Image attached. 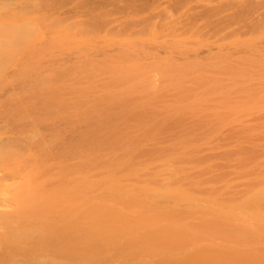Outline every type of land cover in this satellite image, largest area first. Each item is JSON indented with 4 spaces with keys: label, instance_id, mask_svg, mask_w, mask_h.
<instances>
[{
    "label": "rangeland",
    "instance_id": "1",
    "mask_svg": "<svg viewBox=\"0 0 264 264\" xmlns=\"http://www.w3.org/2000/svg\"><path fill=\"white\" fill-rule=\"evenodd\" d=\"M48 1V9H45L41 15L38 14L32 36L21 39L16 52L3 56L0 64V137H4V140L6 136V140L13 139L12 143L10 142V147L13 146L12 149L16 150V154L20 153V158H28L25 156L32 153L34 156V158H32V155L29 156L32 158V164L29 163L30 159H25V161L28 160L26 163L19 162L16 159L19 165H23H21L22 168L19 170H22V173H25L24 171L26 170V174L23 176H27V178L18 176V178L16 177L17 179H22V181L19 180L21 183L17 182L18 187L17 184L13 186L6 185L5 187L7 188L6 195L9 200L6 197L4 202L7 200V203H9L8 205L5 203L4 206H7L6 208L11 211H14L15 208L16 211L12 212L13 215L22 216V213L27 210V213H24L22 218L24 219L26 216L27 219V215H30L28 218L30 219L34 215L32 212L35 211V209L32 210L34 205L36 209L43 207L40 198L38 199V193H34L38 190L40 183L37 182H40L42 177L35 176V178H38L37 180L33 177L34 174L41 173L42 169H49L47 165L50 167L55 159L54 163L57 164V161H62L64 164V171H66V173L64 172V181L67 182L68 189L72 185L83 184L84 180H88V182L90 181V186L100 185V188H98L99 192L103 196H107L108 191L106 190L111 188L113 182L110 177L113 180L116 179L123 188L132 189L146 186L149 187L148 189H156L160 187V182L163 183L165 177L168 176L169 171L167 169H176L172 166L174 163H172L171 157L180 153L174 158L176 159L175 162L178 161L176 163L179 167L178 171L176 169L175 173L172 170L170 172L173 175L179 174V178L182 179L187 174L188 176L185 179L188 178L183 182L181 181V185L179 183L177 185L182 189L184 188L186 193L189 191L190 195L191 193L197 195L195 196L196 199L198 201L201 200L199 201L200 203L202 202L199 208L197 203V209L193 213L191 211H193L194 205L192 208L189 206L190 210L185 211L184 206L188 207V202H186L188 199L179 200L180 209L185 204L182 212L187 213L184 215L186 220L201 218V214L204 211H200L205 210L208 206L204 209L201 207L209 201V207L215 203L217 205L218 202V206H224L229 196L234 195L233 190L236 193L238 187L239 189L241 187L247 188V186H240V183L242 182L244 185L245 180L251 175L253 178L257 175H259L258 177L262 175L261 178H264V173L261 174V172H264V151L260 152L257 150L259 148L256 147L257 141L260 142L262 139V144L264 140V0H136V3H133L135 0ZM39 2L34 6L37 12L42 11L41 3ZM78 17L79 19L76 20ZM79 39L81 42H79ZM88 39H91V42ZM94 41L96 42L94 43ZM83 60L85 61L83 62ZM81 62H83V65L86 63V66L80 65ZM252 134L257 136L252 137ZM143 136H145L144 139H142ZM2 137L1 139L3 140ZM256 137L260 138V140ZM140 138L141 141H139ZM162 139H169L171 142L164 141L163 143ZM172 139L174 141L176 139V145L171 146L173 143ZM243 139L245 140L244 143H242ZM4 140L2 144L4 143L3 146L5 145L8 148L9 145L7 146ZM119 140H121V145L118 143ZM160 140L162 144H159ZM20 141L21 144L19 145ZM183 141H185V145L183 144L181 150H179L180 148L177 149L181 145L177 143ZM132 142L134 144L135 142L139 143H137L138 145H133ZM238 142L243 144L240 145L242 149L238 148L240 150L237 149L239 146L235 145L236 148L234 147V144ZM131 143L133 146H140L141 144L147 147L139 158L135 154L137 152L141 154L139 152L143 151L142 146H140L142 149L137 148V150L140 149L141 151H134V154L133 150L135 149H132ZM72 144L74 145L73 150V147L71 148ZM168 144H170L169 151L168 148L163 149V145L166 147ZM101 145L105 147V150L102 149L101 151ZM118 145L122 147L128 146L129 150H125L126 147L124 149L120 148ZM254 145L257 148L255 151H253ZM68 146H70L71 150L67 149ZM85 146L94 148L95 151L91 149L93 153L88 154L91 151H84ZM130 146L132 150H130ZM185 146H187V149L184 148ZM63 147L64 157H58L57 154V156H53L55 158H47L46 151L49 150L48 155H50L51 152L56 153ZM97 147L100 148L97 149ZM151 147L153 155L147 154ZM190 148H193V151ZM21 149H24L26 153L29 151V153L24 154ZM79 149L81 150L79 151ZM110 149L113 151H110ZM158 149L159 151L161 150L160 153ZM182 149H184L185 153L186 150H189V153L183 154L184 151ZM6 150L7 153L4 152L6 156H8V153L10 154L8 160L12 157L9 162L15 163L12 161L15 150L9 151V148ZM164 150L167 151L165 152ZM174 151L178 153H171V155L170 152L175 153ZM30 152L32 153L30 154ZM80 152L82 157L83 153H85L87 158L92 155V158L96 159L97 156H100L103 160L100 161L101 158L99 157H97L98 160H92L90 156V159L85 157L86 160L81 163V159L84 160V158L76 154ZM95 152L97 154L103 152V154L97 155ZM110 152L113 155L115 154L113 158H117L119 161L115 159L113 161V155H110ZM228 152L232 153L231 158H229ZM41 153L43 154V159L41 158L42 155L40 156ZM45 153L46 155H44ZM217 153L220 156H217ZM22 154L24 155L23 157ZM203 155L208 156V158L210 155H214L213 160L214 157H217L214 161L219 160L220 162L216 165L211 157V160L210 158L206 160ZM56 157L60 159L57 160ZM190 157H192V161L197 159L198 168L201 169H198L199 172L201 171L200 173L198 172L200 175H196L198 174L196 171L197 163H195L196 161L190 162ZM44 158L45 161L46 159L49 161L52 158L54 160L52 159L53 161L51 160L49 163L47 161L46 163ZM163 160L164 162H162ZM112 161L117 162L113 163ZM259 161H261L262 166ZM110 162L113 164L111 165ZM26 164H30V171L34 170L33 167H38L36 172L35 170V173L33 171L30 172ZM19 165L17 164L15 167H19ZM177 165L175 166L177 167ZM27 171L31 174L29 175ZM239 171L241 175H238L240 174ZM253 171H256L255 176ZM258 171L261 172L258 174ZM161 172L165 174H161ZM68 173L69 176L66 175ZM191 175L192 179L196 177L193 181L189 180ZM213 175L217 180L215 178L214 182L210 181L212 184L209 186L210 188L213 187L215 195H217L215 189L221 193L220 195L218 192L219 196L217 195L216 197L207 185L210 176L213 177ZM28 176L30 177L28 178ZM212 177L211 180L214 178ZM252 177L248 179L250 180L248 186L250 187L251 185V189L253 186L254 190L259 189L257 188L259 186L260 189H264V182L260 183L259 186L257 184L256 189L255 183H253L255 178L252 180ZM67 178L68 180H66ZM203 178H207V180ZM200 179L204 180H202L203 185ZM9 181L12 180L10 179ZM9 181L7 180L6 182ZM194 181L201 183L204 186L203 189L200 190L199 185L196 184L198 182ZM205 181L208 182L205 183ZM260 181H263V179L257 180V183ZM231 182L233 187H224V185H231ZM250 182L254 185L250 184ZM254 182H256V179ZM34 183H37L35 187ZM205 186L209 188V191L211 190V194L205 190L204 195L207 196L204 197ZM26 187L27 189H25ZM30 187L31 190H29ZM243 188H241V191H248V188ZM11 189L12 192L9 191ZM227 189H230L231 195L228 194L229 191ZM251 189L249 188L248 192H253V190L250 191ZM22 190H24V193L28 191L24 195L21 194ZM221 191L226 194H222L224 192ZM246 192L244 193L245 195L242 194L244 197L240 196L243 198L242 200L248 195V193L246 195ZM33 193L35 197L32 195ZM227 194L229 195L227 196L228 199L226 198ZM142 195L143 197L141 198L143 200L140 198L141 200L138 203L137 200L132 203L125 200L127 202H125L126 206L134 202L144 205L143 203L140 204V202L143 201L146 204L147 199L149 203L150 199L147 198V195L144 196V193ZM209 195H212V197ZM208 196L211 199L213 197L218 198L215 199L217 202L208 200ZM220 196L223 199H220ZM144 197L146 198L145 201ZM18 198L20 199L19 201ZM154 198L153 200H155ZM224 198H226V201ZM10 199L12 203L17 201L15 202L16 205L13 204L14 206H12ZM125 199L131 201L129 198ZM166 199L163 201L158 199L154 203H159V206L163 203L164 205H162L167 208L174 203L172 200H178L170 198L171 203L169 198ZM219 200L222 202L224 200L223 205ZM239 200L240 198L237 201ZM203 201L205 202L204 204ZM237 201L234 199L233 203H237ZM229 202L230 200L227 203ZM227 203L224 206L225 208L230 204L227 205ZM150 204L153 209L158 208V205ZM27 205L28 207L29 205L33 206L32 208L29 207L32 210L30 213ZM16 206H19L18 209H16ZM130 206L133 207L134 204ZM224 207L222 208L223 210H225ZM160 208L162 207L160 206ZM238 211H240L239 208ZM17 212L22 213L19 214ZM38 212L36 211V213ZM260 212H262L261 214L264 217V210L262 209ZM40 213L41 211L37 214L38 218L34 215L37 222H35L34 218H31L34 226L35 223H41L42 221L41 218L39 219L42 216ZM207 214L210 215L208 212ZM207 214L204 213L205 218L203 215L201 220L205 219L207 221L211 219L212 221H207V223H212L215 219L217 222L214 223V220L212 227L209 223L208 225L206 224L209 232L214 227L216 230L217 227L221 229L224 226L226 228L232 226L230 228L231 231L233 230L232 233L238 230H235L237 221L233 212L229 215V220H231V217L233 220L229 222H232L231 225L229 223L225 225L228 220L226 222L217 220L218 217L214 218L212 213L210 216L213 219L211 217L206 219ZM236 215L241 214L238 212ZM229 216L227 214L228 218ZM23 219L22 222L20 221L21 219L17 221L24 222L26 225L27 223ZM224 219L227 218L224 217ZM246 220L248 222V219ZM17 221L8 225L14 224L15 227L13 228L15 229L18 224ZM261 221L264 222V219H261ZM218 222L220 224L223 222L224 225L222 223L223 226L221 227ZM246 222L243 223L247 225ZM252 222L255 223V221L250 222L249 220L250 226ZM31 223V226L28 223V236L33 234V225ZM8 225L5 226V230L9 227L11 229V226H13ZM253 225L256 229V224ZM40 226H38L39 230L42 229ZM233 226H236L235 229H233ZM24 227H27V225ZM253 227L251 229L247 227L246 229L248 230L245 231L251 233L244 235L241 232L242 235L240 234L241 236L237 239H234L231 235L226 236L230 233L229 228V230L227 229L229 233L225 231L226 235L223 237H220L218 233H208L209 241H207L208 238L203 233L199 235L200 237H196L195 242L189 244L190 246L184 248L178 246L177 250L175 246L171 247L170 244H168L169 248L164 246V249L163 246L160 248L161 245H152L150 248L146 242H144L148 245L146 248H144L143 243H140V246L136 244L135 246L138 247H132L136 250L134 254L137 251H141V246H143V252L148 251L146 253L152 254H142L141 251L139 253L142 255L139 257L140 254L137 253L139 255L135 257L136 259L139 258L138 260L134 258V262L131 259L129 261L131 263H127L264 264V227H259L262 229H257L256 232ZM238 228L241 229V227ZM243 229L240 231H244ZM9 232L11 233L12 229ZM27 234H23L22 239L25 236L24 239H26ZM16 235L18 239L14 238V240L22 243L23 241L21 242V236L19 237L18 232H16ZM148 238L150 239L151 237ZM149 241L151 243L153 240ZM210 242L214 244L208 245ZM12 243H14V246L16 242ZM12 243L8 242L7 244L12 245ZM196 244H202L201 248ZM17 245L20 246L21 244L17 243ZM173 247L175 250L171 249V253L168 255L167 251H170V248ZM138 248L140 249L137 250ZM157 248L161 249V251ZM129 249H131L130 246H128L127 250H124L128 253V257L131 254L130 252H132ZM120 251H118L119 254L124 252ZM97 252L99 253V251ZM203 252H205V255L202 254ZM125 253H123L124 256L117 253L120 258L121 256L123 257L124 263L127 261V254ZM249 253H252L250 257L253 258L250 259L248 257ZM220 254L222 257L218 256ZM101 255L98 254L95 257H98L99 260ZM104 256L103 253V260L106 257ZM113 256L116 257L115 255ZM95 257L94 260L92 258V261L96 263ZM107 258V260L110 259L109 257ZM117 259L113 260L114 262L112 259L109 262L107 260L104 261L107 264L116 262L119 264L122 262V260L117 261ZM100 260L102 259L100 258ZM100 260L98 263L101 262ZM92 261L90 260L89 264L90 262L93 263Z\"/></svg>",
    "mask_w": 264,
    "mask_h": 264
},
{
    "label": "bare ground",
    "instance_id": "2",
    "mask_svg": "<svg viewBox=\"0 0 264 264\" xmlns=\"http://www.w3.org/2000/svg\"><path fill=\"white\" fill-rule=\"evenodd\" d=\"M38 1H40L39 3H41L40 6L42 7L41 8L42 11H40V12H37L36 9L34 8V6L36 5V3L38 4ZM133 3H136V0ZM140 3H138V4H140ZM48 4H49V1L48 0H0V64H1V60H2V57L3 56L9 55V54H12V53L16 52V50L18 48V45H19V41L21 39L29 38V37L32 36V34L34 32V26H35L36 20L38 19V14L41 15L42 12L45 9L47 10L48 9ZM141 5H142V3H141ZM107 12H108V9H107ZM111 16H113V15H111ZM78 19H79V17L76 20H78ZM96 37H98V36H96ZM91 39H93V38H91ZM91 39H88V40H90V42H91ZM97 39H99V38H97ZM75 40L77 41V39H75ZM86 41H87V39H86ZM79 42H81L80 39H79ZM79 42H78V44H79ZM95 42L96 41H94V43ZM69 45L71 46V44H69ZM76 46H77V44H76ZM65 47H66V44H65ZM119 47H120V45H119ZM97 48H99V47H97ZM100 49H102V48H100ZM84 61L85 60H83V62ZM83 62H81L80 65L82 64V66H86V63H85V65H83ZM255 135L256 134H252L251 136L252 137H255ZM1 137H0V264H89V261L90 260L92 261V258L94 260V257L97 256L98 254H100V255L102 254L100 256V258L103 260V257L102 256H103V253H104V255L106 256V257L104 256L106 258V259L104 258V260L106 261L108 259L107 257L110 258V257H112V255H115L116 256L117 253H118V255H121V254L125 253L126 251H124V250H127L128 246H130V248L134 250L133 251V250L129 249L132 252L128 251V252L131 253V254H129L130 255L129 257H131V256L133 257V254L136 251L134 248L140 246L139 245L140 243H143L144 244V248L148 247V245L150 246V248H151L152 245H154V246L155 245H157V246H160L161 245L160 248L163 246V249H164V246H167L168 247V244H170L171 247L172 246H175L176 247V250H177V247L178 246L179 247H183V248L186 247V246H190L189 244L195 242L196 237L197 238L200 237L199 235L200 234H203V233L208 238L207 241L210 240V238L208 236V233H210V234H212V233H218V234H220L219 235L220 237L225 236L226 235L225 231H227L228 228L230 229L232 226H228V228H226L224 226L223 228H221V229L219 228L218 229V227L214 224V226L217 227L216 230H215V227H214V228H212V231L209 232L207 225L212 220L211 219L210 220H207V221H209L208 223H207V221L205 219L204 220H201V218L203 217L204 213L207 214V212L210 213V215H211V213L214 214L215 215V216L213 215L214 218L218 217L217 220H221V221H225V222H226V220H228L225 225H227L230 221H233L232 220V217H231V220H229L230 219V216L229 215H230V213L233 212V214L235 216V220L237 221L236 222L237 228L235 229L236 226H233L234 227L233 229H235V230L238 229V230L236 232H233L232 233L233 230L231 231V229L230 230L228 229L230 231V233H229V231H227L229 234H227L226 236L231 235V236L234 237V239L239 238L242 235V233L244 235L246 233H251V232H248V231H245V230H248V229H246L247 227H249V229H251L254 226L253 224H256L255 225L256 229L253 227L255 229L254 230L255 232H256L257 229L259 230V229H262L264 227L263 226L264 225V222L261 221V219L263 220L264 217L261 214L262 212H260V211H262V209L264 210V189L263 188L260 189V186H259L260 183L262 184L264 182V178H261L262 175H260V177H258L259 175H257L256 176L257 178L254 177L256 179V182H254L255 179L252 177V175L248 178V179H250L252 177V180L254 179L253 180V183H255V185L252 182H250V184L254 185L255 188L257 187L256 185L258 184L259 187H257V188H259V189L256 188L257 190H254V187L253 186H252V189H251V185H250V187L248 186L250 180L247 179V180H245V183L247 182V184L244 183V185H243V183L241 182L240 183V186H245V187L247 186V188L249 187L251 189L250 191L253 190V192H251V193L248 192L249 191V188H248V191L247 190L241 191V188H243V187H241L240 189L238 187L237 189H238L239 192L237 191L235 193V191L233 190L232 192H233L234 195H232L230 197L228 194L231 195V191H230V189L229 190L227 189V191H229V193L226 195V198L228 199L227 196H229L228 201L230 200V202H229L230 204L227 203L228 201L224 203V200L226 201V198H224L223 202L221 200H219V201L222 202V205H223V203L225 205H226V203H227V205L229 204L226 208L224 207L225 205L222 206V207L221 206H218V203L219 202L217 203V205L215 203L214 204L215 206L213 205V206H210L209 207L210 201L207 203L208 204L207 205L204 202L205 201L204 200L203 201V204L204 203L205 204L204 205L202 204L203 206L201 208L204 209L207 206L208 207L205 210H201L200 209L201 210L200 212L204 211V213L201 214L202 215L201 218L200 217H197V218H193V219H190V220H188V219L186 220V218H184V215L187 214V213L186 212H182L184 210L183 208L185 207V211L186 210H190V208H192L193 205H194L195 207H193L192 208L193 211H191V212L194 213L195 212V209H197L196 208L197 205L199 204V206H198V208H199L201 206L200 204L202 203V202L201 203L199 202L201 200L198 201V199H196L195 196H197V195H194L193 193H191V195H192L191 196L189 191L186 193L184 188L182 189L179 185H177L178 183L180 184L181 181L183 182L184 180H186L188 178L187 177L185 179V177L188 176L187 174H186V176L182 175V176H184V179H182V178H179V176H178L179 174L178 175H176V174L173 175L172 172H170V170H172L171 168L170 169H167V171H169V173L167 172L168 173V176L165 177L163 183L160 182L159 185H161V186L158 187L159 189L158 188H156V189H153V188L152 189H148L149 187H146V186H142L141 188L136 187V188H132V189H129L127 187L126 188H123V187H121L119 185V182L116 179L113 180V179H111L112 177H110V180H112L113 182H112L111 188L106 190V191H108L107 193H108L109 196L107 194H105V195H107L108 197L107 196H103L99 192V189L98 188H100V185L97 184V186H95V185L90 186V181L88 182V180H84L83 181L84 182L83 184L81 183V184L76 185V186H73L72 185L71 188L68 189V184H66L67 182L64 181L65 180L64 179V175H65L64 172L66 173V171H64V164H63L62 161H57L58 163L56 164V163H54L56 161V159L55 160L53 159V158H55L53 156H57V154H58V157H64V147L60 151H58L56 153L55 152H51V150H50L51 154L53 153L52 156H51V154L48 155V151L49 150L47 149L48 150V151H46L47 152V155H46V153L44 155H46L47 158L53 157L52 159L54 161L51 159L53 161L52 162L53 164H51V166L49 165L50 167H48V165H47V168H49V169H42L43 171L41 170V173L39 172L37 175H35L34 173L36 172V168H38V167H36V168L33 167L34 170H35V172H34L33 169L31 171L29 170V165L30 164H26V165H28L27 166L28 167V170L30 172H32V171L34 172V173H32V174H34V177L32 175V177L34 179H36V180L38 179V178H35V176H37V177H40L41 176L42 177L41 178V181L42 182L41 181L40 182L39 181L37 182V183H40L39 184L40 186L38 185V190L35 191L34 193H36V192L38 193V196H39L38 199L40 198V200L42 202L41 205L43 207H41V205L38 204L41 207V208H39V206H37L39 209H41V210H39V209H36L35 205H34L35 208L33 206H32L33 207L32 208L31 205H29V207H31L32 210L35 209V211H32V210L29 209V207L27 205L29 213L32 211L33 214L36 215L37 218H38L37 214L41 211L40 214L42 216L39 217V219L41 218V220H42L41 223L40 222L35 223L37 221H36L34 215L31 216V218H34L35 219V222H34L35 223V226H34L33 225V222H32V219L31 218L28 219L30 215L29 216L27 215V217H28L27 219H26V216H25L24 219L22 218L23 214L24 213H27V210H25L26 212H24V213H22L23 211L20 212V213L17 212L19 214L22 213V216L20 215L18 217L17 215L15 216L12 213V212H15L16 211L15 208H14V211H11L9 208L8 209L6 208L7 206L6 207L4 206V204L7 203V200H9L8 197H7V195H6L7 194L6 193V189L7 188H5L6 185H12L13 186V185L17 184V187H18V183L17 182L21 183L19 180L22 181V179H17L18 176L19 177H23V178L25 177V179L27 178V176H23V175L26 174V170L25 171L23 170L25 173H22V170H19L23 166L22 164H21L22 166L19 165V162L21 161L23 163H26V162H28V160L25 161V159H30L29 160V163H31V161H32L31 159L34 158L33 153L30 152V154L32 153L31 154L33 156L32 158L29 157L31 155L28 154V156H25V157H28V158H23L22 159V158H20V156H21L20 153L16 154V150L14 149L15 150L14 155L15 154L16 155L15 156L13 155V158L14 159H12V161L15 162L16 164L15 163H12V162L10 163L9 160L12 157H10V159L8 160V157L10 156V154L8 153V156H6L5 153H7V150L6 149H8V148H9V151L10 150L14 151L12 149L13 146L10 147V145H11L10 142L13 141V139H11V140L10 139L9 140L7 139L6 140V138H7V136H6V138L4 140V137H2L3 140L6 141V143H7V144L6 143L5 144L7 146L9 145V147L7 148L5 145L3 146L4 143L2 144L3 140L1 139ZM144 137L145 136H143L142 139H144ZM202 138H205V137H202ZM244 139H243V142L241 140L242 143H244V141H245ZM257 139L260 140V138H257ZM257 139H255V140L257 141ZM168 140L167 139L166 140H163V143H164V141L171 142V140H169V141ZM261 140H260V142L257 141V143H256V147L259 148V149H257L255 147V145H254L253 146V149L254 150L253 149H251V150L255 151V149H257L260 152H262V150L264 151V149H263L264 148V140L262 141V144H261ZM120 141L121 140L118 141L119 145H121L120 144ZM139 141H141V138H140ZM175 141H176V139H175ZM175 141L173 140V143L171 144V146L176 143ZM133 142H134V140H133ZM241 142L240 143L239 142L238 143H235L234 144V147H235V145H237V146H239V147H237V149L240 148L241 147L240 145H243V144H241ZM132 143H131V145H132ZM137 143H139V142H135V144H137ZM184 143H185V141H183L181 143L180 142L177 143V144H181L180 146L178 145L179 147L177 149L180 148L179 150H181V148H182V146H183ZM258 143H260V144H258ZM20 144H21V141H20L19 145ZM135 144L133 143V145H135ZM159 144H162V141ZM133 145H132V149H135V150H133V152L134 151L135 152L136 151H141L140 149L143 148V151L142 152H139L141 154H138V152H137V154H138L137 155L134 152L135 156H138L137 158H139L140 155H143V152H145L144 150H146L147 147H144L141 144H140V146H142V148H140V146H133ZM149 145H151V144H149ZM169 145L170 144L167 145L168 147L167 146L165 147L163 145V149L164 148L165 149L168 148V151H169ZM244 146H246V145L244 144ZM5 147H6V149H5ZM68 147H67V149L71 150L70 149V146H68ZM119 147L121 148L122 146H119ZM125 147H126L125 150H129L128 149V146H124L122 148L124 149ZM138 147L140 148L139 150H137ZM186 147L187 146H185L184 148H186ZM71 148H72V150L74 149V145L73 144L71 145ZM98 148H100V147H97V149ZM104 148L105 147H102V145H101V148H100L101 151H102V149L105 150ZM91 149L94 150V148H89V147H86V146L84 147V151H87V150H90L91 151ZM132 149H131V146H130V150H132ZM149 149H148L149 151L147 152V154L149 153V155L150 154L153 155L154 153L153 152L151 153L152 147L149 148ZM170 149H171V147H170ZM177 149H175V150H177ZM240 149H242V148H240ZM240 149H238V150H240ZM21 150L24 151V149H21ZM80 150L81 149H79V151ZM182 150L184 151V149H182ZM190 150L193 151V148L192 149L190 148ZM110 151H113V150L110 149ZM164 151L166 152L167 150H164ZM192 151H190V153H192ZM82 152H83V150H82ZM108 152H109V150H108ZM114 152H117V151H114ZM158 152L160 153L161 150L159 151V149H158ZM247 152H248V150H247ZM11 153L13 154V152H11ZM25 153H26V151H24V154ZM27 153H29V151H27ZM91 153H93V151L88 152V154H91ZM101 153L103 154V152H99L98 154L95 152V154H97V155H102ZM171 153L172 154H177L178 152H175V153L170 152V154ZM186 153H189V150H186ZM186 153L184 151L183 154L186 155ZM228 153L230 155L229 158H231V154L232 153L231 152H228ZM76 154H79V157H80V155L82 153L80 152V153H76ZM144 154H146V153H144ZM178 154H180V153H178ZM178 154H177V156H178ZM214 154H216V153H214ZM110 155H113V154H111V152H110ZM193 155L195 157L194 152H193ZM193 155H192V157H193ZM206 155L205 156L203 155L204 156L203 157L204 159L208 160L211 157L212 160H213V156L214 155L213 156L210 155L209 158ZM208 155H209V153H208ZM218 155H219V153H217V156ZM23 156L24 155L22 154V157ZM40 156L43 159V154L42 153L40 154ZM90 156L89 157L92 160H96L97 157L101 158L100 156H97L96 159H95V158H92V155H90ZM114 156H115V154L112 156V158ZM175 156L173 155L172 156L173 158L171 157V161H173L172 163H174L175 165H177L176 163L178 161L175 162L176 161V159H174ZM76 157H77V155H76ZM85 157H86V159H90L89 157L87 158V156L85 155V153H83V157L81 155V158H84V160H82L80 158L81 159V163L86 160ZM179 157H180V155H179ZM192 157H190V160H189L190 162L192 161L191 160ZM260 157H261V155H260ZM262 157H263V155H262ZM19 158H20V160H19ZM45 158H44V161H45ZM203 158L201 157V159H203ZM211 158H210V160H211ZM215 158H217V157H214V160H215ZM16 159L19 161L18 163L16 162L17 161ZM58 159H60V158H57V160ZM114 159L115 158H113L112 160L114 161ZM201 159L199 160L200 162H201ZM51 160L48 161L46 159L45 162L47 163V161H48V163H49ZM102 160L103 159L101 158L100 161H102ZM115 160H118L119 161V159H117V158ZM182 160H183V158H182ZM196 160L197 159H195V161ZM259 160H260V158H259ZM116 162H113V163H116ZM162 162H164V160ZM167 162L170 163L169 161H167ZM214 162L217 165V163H219L220 161L219 160H216ZM259 162H260L259 164L262 166L261 161H259ZM113 163H111V165ZM195 163H197L196 164V166H197V170L196 171L198 173L199 170H201V169L198 168V161H196ZM17 164L19 165V167H15V165H17ZM174 164H172V166L175 167L177 169V171H178V169H179L178 165H177V167H178L177 168ZM8 165H9V167H8ZM26 165H25V167H26ZM219 167H220V165H219ZM23 169H24V167H23ZM30 169H31V167H30ZM175 170H172V171L175 173ZM19 171H20V173H19ZM263 171H264V169H263ZM243 172H245V171H243ZM260 172L258 171V174ZM162 173L163 172H161V174ZM199 173L196 174V175H200ZM239 173L240 174H238V175H241V172L240 171H239ZM253 173H255V174H253L255 176L256 175V171L255 172L253 171ZM262 173H264V172H261V174ZM30 174L31 173H29V175ZM163 174H165V173H163ZM66 175L69 176V173L66 174ZM29 177L30 176H28V178ZM129 177H131V176H129ZM211 177L212 176H210L209 182L210 181L214 182L213 180L216 177L213 175L214 178L212 177L213 178L212 180H211ZM33 178H31V179H33ZM207 178H203V179L204 180L205 179L207 180ZM10 179L12 181H9ZM194 179H192V175H191V178L189 176V180L190 181L191 180L193 181ZM203 179H200V182H202ZM260 179H263V181H260V182L257 183V180L259 181ZM7 180L9 182H6ZM66 180H68V178ZM136 180H139V179H136ZM216 180H217V178H216ZM85 181H87V182H85ZM23 182L25 183V181H23ZM194 182H198V181H194ZM207 182L208 181H205V183H207ZM209 182H208L207 185L210 188L209 185H211L212 182H210V184H209ZM24 183H22V184H24ZM29 184H30V182H29ZM36 184L34 183V187H35ZM196 184L199 185V189L200 190L203 189V187H204V186H202L203 185V182H202V185H201V183L199 184V182L196 183ZM226 184H228V183H226ZM30 185H32V184H30ZM176 185L179 186V187H177ZM228 186H229V188H230V186L233 187L232 182H231V185H227V186L224 185V187H228ZM208 187L205 186L203 195L205 194V190L209 191V188ZM247 188H243V189H247ZM25 189H27V187ZM210 189L212 190L213 194L215 195V193L213 191V187L210 188ZM225 189H224V191H226ZM29 190H31V187L29 188ZM9 191L12 192V189L9 190ZM215 191H216L217 195L219 196V193L220 192L217 191L216 189H215ZM224 191H221V192H224ZM15 192H17V191H15ZM130 192H131V194H129ZM245 192H246V195H247V193H248V195L245 197L244 200H242L243 198L240 197V196L242 194H244ZM25 193H24V190H22L21 194H24L25 195ZM34 193L32 195H34ZM143 193H144V196L147 195V198H149L150 201H152V202L149 201V203H148V199H147V203H146L147 206H145L146 204L143 201L140 202V204L143 203L144 205L137 204L138 201H140L141 199L143 200V198H141V197H143V195H142ZM9 194H8V196L10 197ZM209 194H211V192ZM222 194H226V193L224 192ZM217 195H215V197ZM220 195H221V193H220ZM244 195H242V196L244 197ZM19 196H21V195H19ZM166 196H171V197H166ZM205 196H207V195H204V197ZM209 196L212 197V195H209ZM209 196H208V198L206 197L208 200L210 199L213 202H217L215 199H218V198H214L213 197V199H211V197H209ZM34 197H35V195H34ZM165 197L166 198H169V199L170 198H174V199H178V200H176V201L172 200L175 204L174 203L172 205L170 204V207L171 208L169 206L167 207V205H166L167 208H165V206H163L164 205L163 203H162L163 205L162 204L160 205L162 208H160V206L158 205L159 203H154L158 199L159 200L162 199V201L165 200L166 199ZM5 198L7 199L6 202H4ZM25 198H27V197H25ZM125 198H129V199H131V201L128 200V199H125ZM153 198L155 200H153ZM184 198H185V200L188 199V200H186V202H188V207H186V206L183 207V205H185V204H183L182 205V208L180 209L181 205L180 204H179L180 206L178 205L179 200L180 199L182 200ZM199 198H202V197H199ZM219 198L220 199H223V197L221 198V196ZM239 198H240V200H242L241 201L242 203L240 202V204H238L240 200L237 201ZM145 199L146 198L144 197V201H145ZM234 199L237 201V203L236 202L233 203ZM19 200L20 199L18 198V201ZM23 200H24V198H23ZM40 200H39V202H40ZM125 200L128 201V202H131V203L134 200H137V203L134 202L133 203L134 204L133 207L130 206V205H133V204H130V203L128 204V206H126V203L127 202ZM162 201H157V202H162ZM172 201L170 199V202L171 203H172ZM10 202H11L10 204H12V206H14V205H16L15 202H17V201H15V202L13 201L14 203H12V201L10 199ZM8 203H7V205H8ZM124 203H125V205H124ZM150 203H152V204H154L156 206L158 205V208L156 207V209H153V207L150 206L151 205ZM195 203H196V205H195ZM17 204H19V203H17ZM21 204H22V201H21ZM237 204H238V206H236ZM186 205H187V203H186ZM24 206L26 207V205H24ZM189 206H190V208H189ZM18 207L16 209H18ZM25 207L23 208V206H22L23 209H25ZM223 207L225 208V210L222 209ZM125 208H127V209H125ZM238 208H239L240 211H238ZM11 209L13 210V208H11ZM38 210H39V212H38ZM36 211L38 213H36ZM164 212L165 213L167 212L166 215H164L165 214ZM196 212H197V210H196ZM238 212L241 215H236ZM17 213H14V214H17ZM189 213H190V211H189ZM226 213L228 214L229 218L227 217V214ZM198 214L200 215V213H198ZM224 214H225V216H224ZM263 214H264V212H263ZM210 215L207 214L206 215V219L207 218H210L211 217ZM220 216H222V217L224 216L227 219H224V217L222 218ZM155 217H157V218H155ZM236 217H238V218L236 219ZM245 217H247V218H245ZM204 218H205V215H204ZM22 219H23V221H25L27 223L26 224L27 227H24V226H26L24 222L21 223L22 222ZM34 219H33V221H34ZM238 219H239V221H238ZM246 219H248V222H246L247 221ZM13 220L15 222L17 220H20L21 221V222L20 221H17L18 224L15 223V224H17L15 229L13 228V227H15L14 224H11L13 226L8 225L11 222L14 223ZM28 220L29 221L31 220V221L29 222ZM214 220H213V222H214ZM249 220H250V222L251 221H255V223L252 222V225H251L252 227L250 226L251 223L249 224ZM219 222H218V224H220ZM243 222L244 223L246 222L247 225L244 224ZM6 223H7L8 226H11L12 227L11 228L12 229V232L11 233L9 232V231H11V229H9L10 227L9 228L6 227L7 230H5V226H7V225H5ZM28 223H29V225H30V223L33 225V234H32V231H31V234L32 235H30V236H28V234H27V230H28L27 228H29ZM212 223H209L210 226L212 225ZM214 223H217L216 220H215ZM222 223L220 224L221 227L224 225V223H223V225H222ZM233 223H235V222H233ZM240 223H241V225L243 224V226H245V227L241 226ZM36 224H38V225H36ZM231 224H232V222L229 223V225H231ZM39 225H41L40 226L42 228L41 230H39L40 229L38 227ZM37 227H38V229H37ZM238 227H241V229H243V228H245V229H243L244 231H240L241 229L238 228ZM259 227H262V228H259ZM30 228H32V227H30ZM35 229H37V230H35ZM210 230H211V228H210ZM263 230H264V228H263ZM39 231H41V232H39ZM260 231H262V230H260ZM16 232L19 233V237L21 236L20 239H21V242L23 241L22 243H20V241H18V240H17L18 242L16 240H14V238H17ZM36 232L37 233L39 232V233L38 234H34ZM7 234H9V235L6 237ZM23 234H27V238L26 239H24L26 236L22 239V235ZM14 236H16V237H14ZM10 237H12V238H10ZM124 237H126V239H124ZM148 237H151V238L149 239ZM12 239H13V241H12ZM4 240H6L7 243L8 242L9 243H12L14 241L16 243H15L14 246H13L14 243H12V245L11 244L8 245L6 242H4ZM149 240H153L152 241L153 243L151 242L152 243L151 244ZM144 242L148 243V245L146 243H144ZM5 243H6V245H5ZM17 243H19L21 245L19 246V245H17ZM136 244H138V246H135ZM210 244H214V243H211L210 242L208 245H210ZM132 245H134V246H132ZM196 245L199 246L200 248L202 246V244H196ZM114 247L115 248L118 247L122 251H120L118 248L115 249ZM132 247H134V248H132ZM139 249L140 248H138L137 250H139ZM157 249H159V248H157ZM171 249H174L175 250L174 247L173 248H170V251L169 250H168L169 252L167 251L168 255H170ZM142 250H143V246H141V251ZM159 250L161 251V249H159ZM165 250H166V248H165ZM97 251H99V253ZM118 251H120V252H123L124 251V252L121 253V254H119ZM141 251H137V253H139ZM144 251H145V249H144ZM146 252H148V251H146ZM146 252H143L142 251V254L143 253H146ZM200 252H201V250H200ZM137 253L134 254V257L133 258H129L128 257V253L126 252L125 254H127L126 255V258H127L126 260L127 261L125 263L128 264L127 262L131 261V259L134 262V258L136 257V255H139L140 254V253L139 254H137ZM142 254H140L139 257ZM146 254H148V253H146ZM149 254H152V253H149ZM166 254H164V255H166ZM202 254L205 255V252H203ZM251 254L252 253H249L248 254V257L252 256ZM224 255H226V254H224ZM122 256H124V254ZM122 256H121V258L118 256L119 259H117L118 257L116 258L114 256H113L114 258L112 257L110 259H112V261L115 260V259H117V261H119V260L121 261L122 260L121 263H119V262L118 263L119 264H122V263L125 264L123 262L124 260L122 259L123 258ZM218 256L222 257L221 254L218 255ZM100 258H99V260H100ZM251 258H253V257H250V259ZM124 259H125V257H124ZM128 259H130V260H128ZM138 259L139 258H137L136 260H138ZM99 260H98V257L97 258L95 257V261H97L96 263H98ZM102 260H100V261L102 262ZM104 260H103L104 264H107ZM109 260H107V262H109ZM112 261H110V262H112ZM101 262H99L98 264H102L103 263V262L102 263ZM94 263L95 262H93V263L90 262V264H94ZM129 263H131V262H129ZM113 264H117V262L116 263H113ZM147 264H149V263H147Z\"/></svg>",
    "mask_w": 264,
    "mask_h": 264
}]
</instances>
